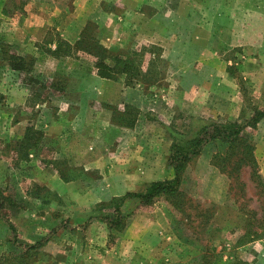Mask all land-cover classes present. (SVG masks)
<instances>
[{
	"label": "rangeland",
	"instance_id": "1",
	"mask_svg": "<svg viewBox=\"0 0 264 264\" xmlns=\"http://www.w3.org/2000/svg\"><path fill=\"white\" fill-rule=\"evenodd\" d=\"M263 2L60 0L58 7L67 13L58 20V31L44 29L33 37L42 45L52 40L59 45L50 57L28 44L18 47L15 27L28 20L13 13L23 11L26 1L7 0L4 8L11 17H0V61L7 65L0 73V264H264V235L249 240L252 231L264 232V118L245 126L233 148L220 140L205 144L182 169L178 193L160 194L149 203L126 199L118 226H109L104 217L113 216L112 200L120 196L94 201L90 194L94 184H106L110 160L125 162L117 160L121 154L132 151L142 158L146 143L156 141L160 147L151 146L148 153L158 155L164 145L166 150L210 122L244 123L264 110V81L258 84L253 67V77L247 76L249 52L239 45L248 11ZM70 11L82 12L78 19ZM68 27L76 35L81 27L73 46L64 34ZM217 60L222 67L216 69L210 63ZM218 72L237 90L231 113L221 102L222 92L205 97L211 86L206 81ZM102 79L110 80L109 90ZM20 81L30 95L25 102L16 92ZM107 118L113 126H107ZM123 122L131 133L115 132L114 125ZM9 125L26 126V147L19 144V129L11 146L4 147L3 126ZM244 138L253 146L255 167L245 156ZM61 147L74 156L59 153L57 164L48 162L50 152ZM28 149L43 154L41 167L55 166L73 179L83 175L84 163L102 154V174L85 173L73 188L79 195L50 194L22 178L21 166L35 168L24 162ZM139 166L142 171L152 164L134 167ZM21 187L43 202H56L50 242L30 247L33 243L21 239L15 226L26 217ZM33 207L30 214L43 213Z\"/></svg>",
	"mask_w": 264,
	"mask_h": 264
},
{
	"label": "crops",
	"instance_id": "2",
	"mask_svg": "<svg viewBox=\"0 0 264 264\" xmlns=\"http://www.w3.org/2000/svg\"><path fill=\"white\" fill-rule=\"evenodd\" d=\"M7 0H0V17L2 19H7L11 17L9 13L6 12V7L4 8V3ZM26 4L23 6V11L20 10V12L13 13L19 14V17H22L25 21L23 23H19L18 26L15 27V33L13 35L14 38L19 35V46L23 47L25 44L30 46L32 49H36L38 53L45 52L50 57L56 56L55 52L59 50V45L57 43H53V40L46 45H42L40 43H36V41L33 39L34 36H36V33H39L40 31L47 29L51 30L49 32L55 33L58 31L59 26L58 20L65 17V14L67 13L66 10H62L64 8L58 7V4L60 3V0H25ZM264 1V0H261ZM76 2V1H75ZM36 3L38 5H36ZM117 6V5H116ZM56 9H59L60 11H55ZM67 9V8H66ZM118 9H120V6H118ZM68 10V9H67ZM69 11V10H68ZM82 12V11H81ZM71 12L72 17L78 18L80 16V13ZM79 19V18H78ZM245 23L242 24V32L244 34L245 39L242 40V43L239 45H242V50H244L246 53L249 52V56L245 58L244 66L247 68L246 73H248V77H253V74L250 71V67L256 68L257 75L256 80L258 81V84L261 85V83L264 81V2L259 5L258 10L252 7L250 11H248L247 17L244 20ZM79 26V25H78ZM76 31L73 33L71 31V28L68 27L66 32L64 33L67 37L68 44L73 46V44L77 41L78 35L81 33V27L78 31L79 34H75ZM76 35V36H75ZM74 36V37H72ZM18 37V38H19ZM28 40V41H26ZM29 41H32V45L29 43ZM23 42V43H20ZM73 43V44H72ZM38 48V49H37ZM204 49H206L204 47ZM210 50V49H208ZM27 52L26 50H24ZM255 55H258L256 57ZM55 59V58H54ZM2 62V63H1ZM207 63V62H206ZM213 65V67L220 68L222 67V63L218 60L215 63H210V65ZM7 65L4 64V61H0V73L2 71V67L6 68ZM224 68V67H223ZM219 70V69H218ZM225 70V68H224ZM255 77V76H254ZM226 77L222 74L219 75V72L214 74L210 81H206L208 84H211L210 87H208V90L205 93V97L207 99H212L213 97L219 96V94L222 92L225 100H222L221 102L224 103L223 106L227 107L226 112L231 113L230 106L232 105V101L235 100L236 91H233L232 88L229 87L230 84H232V81H229L228 79L224 80ZM252 80V79H251ZM102 82L105 86L109 85L111 82L108 79H102ZM109 86L106 87V89L109 90ZM14 89V87H13ZM18 95L20 96V99L22 97L23 102H25L29 97V92L26 89V85H22L20 81V85H17V91ZM15 94V92H12ZM213 96L211 97V95ZM43 102V101H42ZM41 104V103H40ZM40 104H38V108L40 107ZM24 103L20 106V109H22ZM44 103H42V106ZM107 112V109L102 108V113ZM109 118V117H108ZM107 118L106 124L107 126H113L112 122ZM264 116L261 118L263 119ZM260 119V120H261ZM259 120V121H260ZM258 121V122H259ZM10 124H12L10 122ZM117 126L115 128V132L117 131H129L132 132V127H126L128 125H125V123H121L120 125H114ZM26 126H3V129L6 133H8V138L4 140L3 145L4 147H7L8 145L11 146V142L14 139L13 136H15V131H19V144L25 145L22 147L27 146V142L23 140L22 132L25 129ZM49 128L58 130L59 127L57 126H49ZM123 129V130H120ZM12 137V138H11ZM49 140L52 139L48 138ZM53 141V140H52ZM51 141V142H52ZM131 147L134 146L135 143L130 142ZM209 143V142H208ZM207 144V143H206ZM19 145V146H20ZM35 145V144H34ZM152 147H160V144H158L156 141H152L149 143H146V147H149V149L146 151L144 157L134 158V153L132 151H128L124 154H121L119 159H123L121 161L129 162L128 165L130 168H128L125 165V162L123 164H115L116 160H110L112 164L111 173L105 177L106 178V184L103 185L102 182H98L94 184L92 189H90V194L94 198V201L101 200L105 198L104 196L110 195V196H122L126 192H135L144 189L145 185L152 182V181H158V180H164L172 178L174 173H172L171 168L168 165V156L170 153V145L167 144L166 150L165 145L162 147V152L158 155L154 153V151H148ZM205 146V145H204ZM68 147V145L66 146ZM61 147L60 149H55L54 153L50 152L49 159L47 160L50 163L57 164L59 158L61 156L64 157H72L74 156V153L70 152H64ZM11 151V150H10ZM38 151V150H37ZM87 151V150H86ZM13 152V149L11 153ZM11 153L7 156L3 155V157H10ZM59 153L61 156H59ZM166 153V154H165ZM94 154V153H93ZM142 154V152H141ZM155 154V155H154ZM43 154L40 152H36L33 149H28L27 155L24 156V162L31 164V166H34L33 169H27L25 166H21V172H22V178L32 181L36 183L37 185L45 186L46 190L50 192V194L54 193L58 196H66V195H74L78 194L79 192H75L73 188H75V185H79V181L82 178H84L85 173L90 172V170H95L96 172L102 174V165L105 161L104 156L99 153H96L95 158H92L91 161H88L83 164V167L81 168L83 175L82 176H76V179L68 178L64 176V174L61 172L62 170H59L57 167H53L52 165L49 166H40L41 157ZM161 159H160V157ZM89 157V154L87 155ZM159 159V161H157ZM88 160V159H87ZM146 162L148 164H152V167H146L144 170H140V167L138 169H135L136 164L144 163ZM156 164L159 167V170L157 171L155 166ZM30 166V168H31ZM127 167V168H126ZM29 173V174H28ZM75 177V176H74ZM102 176H98V180H101ZM20 197L24 198V205H22V210L24 211V216L26 215L24 220H20L19 223H16L18 227V232L20 233L21 239H23L24 243H36V242H50L52 240L51 233L53 232V229L56 227V223H54L53 218V211L56 209V202L53 201L50 198V201L43 202L40 195H35L32 190L29 188H20ZM79 195V194H78ZM32 206H34V209L40 210L42 208V212H36L34 214H30L32 211ZM31 210V211H30ZM34 218H30V216H33ZM45 235V238L41 239L42 236ZM261 238V237H260ZM259 239V238H258ZM43 243V242H42ZM42 252H38V258L42 256ZM37 255V254H36ZM44 257V255H43ZM35 262V261H33ZM39 263V262H37ZM36 263V264H37ZM35 264V263H34Z\"/></svg>",
	"mask_w": 264,
	"mask_h": 264
},
{
	"label": "trees",
	"instance_id": "3",
	"mask_svg": "<svg viewBox=\"0 0 264 264\" xmlns=\"http://www.w3.org/2000/svg\"><path fill=\"white\" fill-rule=\"evenodd\" d=\"M100 73L102 76L109 75L107 73ZM263 116L264 110H258L254 116L244 123H239L237 120L210 122L191 135H181L171 144L168 156V165L173 170V177L164 180L152 181L146 184L142 190L126 192L124 195L117 197L116 200H112L113 216H106L104 217V220L110 223L109 226H112L111 224H116L115 226H118L120 219L123 217L120 207L126 199L139 198L142 203H149L155 196H159L160 194L172 195L175 192L178 193L182 169H184L188 161L200 153L206 143L213 140H220L227 143L230 148H233L235 143L242 139L241 134L245 126H255ZM243 144L245 156L246 154L249 156V158L246 156L249 163L254 164L255 167L256 161L253 156L252 144L247 142V139L245 138ZM263 235L264 232L252 231V238L249 240L260 238ZM42 242H36L30 247H36Z\"/></svg>",
	"mask_w": 264,
	"mask_h": 264
}]
</instances>
